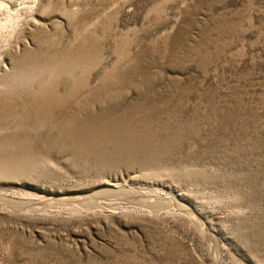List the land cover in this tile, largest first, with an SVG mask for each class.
Here are the masks:
<instances>
[{
  "label": "rangeland",
  "instance_id": "obj_1",
  "mask_svg": "<svg viewBox=\"0 0 264 264\" xmlns=\"http://www.w3.org/2000/svg\"><path fill=\"white\" fill-rule=\"evenodd\" d=\"M0 264H264V0H0Z\"/></svg>",
  "mask_w": 264,
  "mask_h": 264
},
{
  "label": "bare ground",
  "instance_id": "obj_2",
  "mask_svg": "<svg viewBox=\"0 0 264 264\" xmlns=\"http://www.w3.org/2000/svg\"><path fill=\"white\" fill-rule=\"evenodd\" d=\"M118 191V190H117Z\"/></svg>",
  "mask_w": 264,
  "mask_h": 264
}]
</instances>
